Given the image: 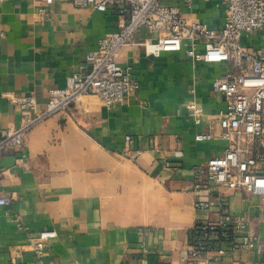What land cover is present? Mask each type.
<instances>
[{"label":"crops","instance_id":"crops-1","mask_svg":"<svg viewBox=\"0 0 264 264\" xmlns=\"http://www.w3.org/2000/svg\"><path fill=\"white\" fill-rule=\"evenodd\" d=\"M160 4L211 30H220L227 15L225 0ZM127 21L118 9L0 0V133L19 120L10 96H34L43 110L51 92L87 71L85 57L99 41ZM156 38L145 29L135 36ZM240 40L255 52L264 47V28L244 31ZM196 52H204L201 44ZM116 60L131 68L133 95L113 106L86 96L39 123L21 151L26 171L16 164L18 152L0 155V198L9 200L0 206V264L32 261L27 235L44 230L56 232L45 245L46 264H264V253L224 244L222 254L211 248L189 260L195 226L219 222L222 210L264 245V197L205 180L194 188L195 166L229 146L194 137L210 124L218 131L225 101L211 85L235 69L223 60H192L184 50L147 57L139 46L121 48ZM191 103L202 112L199 124L189 117ZM240 143L264 173V140ZM196 202L213 206L199 209Z\"/></svg>","mask_w":264,"mask_h":264},{"label":"built area","instance_id":"built-area-1","mask_svg":"<svg viewBox=\"0 0 264 264\" xmlns=\"http://www.w3.org/2000/svg\"><path fill=\"white\" fill-rule=\"evenodd\" d=\"M45 5L70 3L79 8H92L98 12L118 9L127 13L128 21L121 23L118 30L101 39L95 51L89 52L85 61L88 69L84 74L68 78L61 90L51 92L45 108L37 111V100L31 95L10 96L8 101L19 109V120L0 133V155L6 150L19 153L16 164L26 171L27 159L21 152L30 131L48 117L70 105L80 103L86 96L98 97L106 106L123 103L138 88L131 77L129 66H120L117 52L125 46H139L145 56L158 57L161 53L184 50L185 55L195 61H227L235 69L228 71L212 82V90L222 95L225 108L216 119L218 131L213 124L195 135L196 141L222 139L229 146L220 157H212L203 165L193 169L195 189L203 181L217 187L234 191L242 190L251 195L264 197V173L257 168L255 158L243 149L240 139L264 140V47L252 52L241 44V33L264 28V0H225L224 24L220 30H211L205 24L187 20L176 6H163L162 0H36ZM189 5L192 0H184ZM142 29L157 36L156 41L145 39L137 42L135 36ZM201 44L203 53H197ZM201 110L191 103L189 117L199 124ZM125 141H130L126 136ZM179 155V153H177ZM168 166L167 163H165ZM1 177V173H0ZM0 198V206L8 204ZM199 209H210L211 202H196ZM222 202L220 207L224 208ZM217 223H201L199 235L192 236L189 260H196L210 252V245L222 254V246H233L239 251L256 250L264 253L262 245L247 231L241 220L233 218L225 210ZM217 229L232 233V240L221 242L213 238ZM239 234V236H237ZM56 237L53 230L28 234L27 242L33 260L26 264H46L44 249L48 240ZM10 264H17L11 262ZM22 264V263H20Z\"/></svg>","mask_w":264,"mask_h":264},{"label":"trees","instance_id":"trees-1","mask_svg":"<svg viewBox=\"0 0 264 264\" xmlns=\"http://www.w3.org/2000/svg\"><path fill=\"white\" fill-rule=\"evenodd\" d=\"M199 228H200V224H197L193 230V234L195 235H199ZM213 238H217L218 240L221 242H228L232 240V233H230L229 231L225 230V229H217L215 231H213L212 233ZM210 249L212 248V245H210L209 247Z\"/></svg>","mask_w":264,"mask_h":264}]
</instances>
